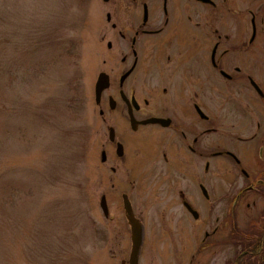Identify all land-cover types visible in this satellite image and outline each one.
I'll use <instances>...</instances> for the list:
<instances>
[{"label": "rangeland", "instance_id": "374dc122", "mask_svg": "<svg viewBox=\"0 0 264 264\" xmlns=\"http://www.w3.org/2000/svg\"><path fill=\"white\" fill-rule=\"evenodd\" d=\"M105 25L103 0H0V264H120L128 254L122 197L100 163L108 129L90 91L93 64L106 58ZM247 50L231 56L264 61V34ZM210 183L224 189L226 217L205 243L217 217H180L168 204L155 211L151 195L138 203L142 264L235 263L243 248L229 237L235 225L251 236L261 224L264 194L243 193L250 180L228 164ZM103 193L113 217L100 206Z\"/></svg>", "mask_w": 264, "mask_h": 264}, {"label": "flooded vegetation", "instance_id": "af4514ba", "mask_svg": "<svg viewBox=\"0 0 264 264\" xmlns=\"http://www.w3.org/2000/svg\"><path fill=\"white\" fill-rule=\"evenodd\" d=\"M258 1L103 0L106 58L93 64L90 91L108 129L98 142L100 163L130 226L120 264H133L129 216L143 229L142 264L138 203L149 195L155 211L168 204L180 217H217L205 243L223 230L226 217L224 189L210 185V175L228 164L250 180L243 193L264 194V61L231 56L262 39L264 1ZM147 52L154 61H145ZM160 187L164 198L155 197ZM102 196L104 215L113 217L110 194ZM196 252L189 253L196 258L202 248Z\"/></svg>", "mask_w": 264, "mask_h": 264}, {"label": "trees", "instance_id": "16d2710c", "mask_svg": "<svg viewBox=\"0 0 264 264\" xmlns=\"http://www.w3.org/2000/svg\"><path fill=\"white\" fill-rule=\"evenodd\" d=\"M233 215L235 216V213ZM260 222L261 224L252 230L251 236L240 231L237 225L234 226L229 240H233V244H240L243 248L239 252V259L235 260L236 264H243L245 259L248 264H264V218Z\"/></svg>", "mask_w": 264, "mask_h": 264}, {"label": "water", "instance_id": "95a60500", "mask_svg": "<svg viewBox=\"0 0 264 264\" xmlns=\"http://www.w3.org/2000/svg\"><path fill=\"white\" fill-rule=\"evenodd\" d=\"M103 81V78H100L98 85L101 84ZM105 85H103L104 88ZM100 206L105 214H108V206H107V200L105 196L101 197ZM127 211L130 212V206L128 203H126ZM199 218V217H194ZM131 225H132V235H133V251H132V258L131 261L133 264H137V258L140 251V247L142 244V236H143V229L137 224V219L135 217L129 216L128 217ZM135 260V262H134Z\"/></svg>", "mask_w": 264, "mask_h": 264}]
</instances>
